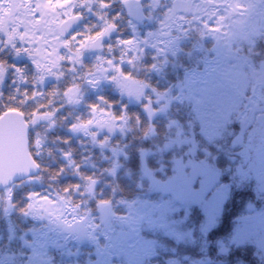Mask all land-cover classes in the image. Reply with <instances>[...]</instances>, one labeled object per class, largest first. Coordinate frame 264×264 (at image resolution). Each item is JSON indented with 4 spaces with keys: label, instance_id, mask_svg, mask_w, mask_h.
I'll use <instances>...</instances> for the list:
<instances>
[{
    "label": "trees",
    "instance_id": "1",
    "mask_svg": "<svg viewBox=\"0 0 264 264\" xmlns=\"http://www.w3.org/2000/svg\"><path fill=\"white\" fill-rule=\"evenodd\" d=\"M118 1L61 0V7L49 1L58 21L80 15L82 23L59 39L64 46L56 56L54 48L43 46L48 63L41 69L24 58L31 48L10 25V18L24 15L23 5L0 0V75L9 74L3 80L0 76V115L8 110L24 115L30 125L29 150L40 168L35 179L0 191V264H99L101 253L83 240L59 237L39 249L36 236L47 233L52 238L53 221L30 213L33 202H56L93 227H105L99 213L104 205L111 208L109 221L126 215L128 204L138 209L147 199L157 204L170 200L155 193L151 179H171L174 169L188 162L189 151L210 182L199 192L208 196L218 187L226 191L218 196L215 219L209 221L194 205L186 212L187 206L171 199L170 208L177 212L166 215L169 227L142 234L154 244L153 258L143 257L137 264H264L252 245L223 247L241 214L264 210V187L254 176L264 125V13L255 14L260 29L249 26L232 41L224 33L209 35L216 25L205 19L195 24L191 13L182 16L188 26L169 31L178 42L176 50L161 52L137 40L135 25ZM158 5L152 16H157ZM228 13L221 18L223 25L236 17ZM243 21L251 24L245 15ZM224 30L219 26V32ZM96 35L106 37L105 56L83 48L79 59L74 48L68 59L75 36L87 42ZM220 61L243 65L248 82L240 94L232 88L237 104L226 117L218 113L219 126L209 137L192 119V102L179 89L186 77ZM104 67L102 85L86 82L87 75L101 74ZM257 80L260 88L254 97L251 83ZM136 92L142 96L139 103L125 95ZM103 116L114 127L91 129L94 119Z\"/></svg>",
    "mask_w": 264,
    "mask_h": 264
},
{
    "label": "rangeland",
    "instance_id": "2",
    "mask_svg": "<svg viewBox=\"0 0 264 264\" xmlns=\"http://www.w3.org/2000/svg\"><path fill=\"white\" fill-rule=\"evenodd\" d=\"M49 1H54L56 6L61 7V0H32L29 4L28 0H19L18 4H22L23 16L16 14L12 18L10 25L15 28L13 31L18 36L20 42L29 46L31 51L25 54L24 58L38 63L41 69L48 63V60L43 57V46L54 48L53 56L57 55L63 49L64 43L58 37V25L62 21H58L57 16L52 12L48 5ZM122 0H119L120 3ZM147 8L145 13L148 16V26L142 30L134 31V35L139 42H149L150 45L155 47L161 52L176 50L178 42L176 38L170 34V28L176 24L181 25V20L177 22L165 20L159 21L161 16H152L156 2L158 8L163 4L160 0H144ZM192 13L193 20L199 22L204 20L210 24L216 25L208 34L218 36L221 34L226 37L227 41H232L237 37L242 36V33L250 26L257 28L255 14L260 11L264 13V0H192ZM207 7H204L206 6ZM166 5L162 10L165 12ZM67 9L62 10L63 13ZM68 11H71L69 8ZM228 12L236 14L231 18L226 25L223 16L229 15ZM228 13V15H227ZM250 19V23L243 21V16ZM165 15V14H164ZM162 15V17L164 16ZM166 18V17H164ZM183 24V23H182ZM159 25V27H158ZM165 25L166 30L160 32V26ZM129 29L132 25H128ZM182 26V25H181ZM219 26L224 27V31L219 32ZM147 28L156 29L154 33L147 32ZM199 29L203 31L202 27ZM257 29H260L258 27ZM206 34V35H208ZM78 36H75L73 45L70 46L68 59H72L74 51H79L78 58L82 55V49L88 48L90 41H83ZM106 39V37H104ZM216 39V38H215ZM135 44V42L133 43ZM134 46V45H133ZM75 48V50H73ZM105 48V45H104ZM53 52V51H52ZM101 51V55L105 56L106 52ZM98 56V55H97ZM51 61L56 60L54 57ZM57 62V61H56ZM217 63V62H216ZM56 67V66H55ZM105 70L101 69V74L87 75V83L96 87L98 83L102 85L105 81ZM218 74L219 76H216ZM91 75V76H90ZM1 80L8 77L9 74L4 73L0 75ZM259 80V79H258ZM255 84L252 93L254 97L259 92V81ZM247 77L244 66L236 64L235 62H222L217 64H209L204 73H193L186 77L184 83L180 86L182 98H189L192 102V119L200 125V128L205 130L207 136L216 133L219 126V115L228 116L233 112L234 106L237 104V97L232 93L234 87L238 94L245 91L247 86ZM250 83V82H249ZM73 96V92L71 93ZM127 99L133 103L141 101V94H125ZM246 96V95H245ZM250 97V96H249ZM251 97H253L251 95ZM105 127L113 128L114 123L103 117H96L94 123L91 125L93 130H104ZM263 134L261 135V147L257 152V165L254 171L256 181L263 184L264 187V125ZM184 151V150H183ZM192 152H186L188 162L180 168H176L174 176L167 181H159L151 179L155 193L169 196L172 200L176 201L180 206L185 205L186 212L190 206H198L203 214L209 221L215 219V215L220 208L218 196L226 194L222 187L214 189L211 195H205L203 189L210 185V182L205 181V175L201 173L200 167L196 166L195 162L189 157ZM195 154V150H194ZM216 190V191H215ZM220 194H218V192ZM264 191V190H263ZM264 195V192H263ZM170 200H166L161 204L150 201L149 199L142 202V206L135 209L129 205L124 210L127 211L126 215L111 218L105 221V227H93L90 222L81 220L73 215L71 209L63 208L61 205L53 201L42 200L41 202L34 201L30 207V213L39 216L46 214L51 218L54 236L50 238L47 233L36 236V245L39 249H44L47 245L52 244L59 237H68L76 242H80V235L87 237L85 242L96 247L101 253L102 258L99 264H106L108 260L113 258L116 264H137L143 257L153 258L154 244L143 238L142 234H154L155 227L167 226L166 215L171 216L177 212V208H170ZM135 201V200H134ZM132 203V201H131ZM135 205L136 203L133 202ZM156 217H155V216ZM71 216V218H69ZM111 216V208H110ZM111 220V221H110ZM107 223V224H106ZM99 231L101 233L99 234ZM252 245L264 257V210L253 211L247 209L241 214L236 228L231 232L223 241L224 248L235 247L236 245Z\"/></svg>",
    "mask_w": 264,
    "mask_h": 264
},
{
    "label": "water",
    "instance_id": "3",
    "mask_svg": "<svg viewBox=\"0 0 264 264\" xmlns=\"http://www.w3.org/2000/svg\"><path fill=\"white\" fill-rule=\"evenodd\" d=\"M121 6L128 20L141 25L147 20L141 2L139 0H124ZM189 11L187 2L174 0L172 2V15L187 14ZM82 23V17L77 15L62 21L58 26L59 36L62 39ZM102 37L95 38L89 50L99 51L102 45ZM29 125L24 116L18 111H5L0 115V191L25 179L36 176L40 169L33 161L29 153ZM103 221L110 216V208L105 205L100 211ZM81 240L86 241L85 236Z\"/></svg>",
    "mask_w": 264,
    "mask_h": 264
},
{
    "label": "flooded vegetation",
    "instance_id": "4",
    "mask_svg": "<svg viewBox=\"0 0 264 264\" xmlns=\"http://www.w3.org/2000/svg\"><path fill=\"white\" fill-rule=\"evenodd\" d=\"M123 1V0H122ZM121 1V2H122ZM140 2H141V6H142V9H143V12H144V14L146 15V11H145V8H147V6H145L146 5V2L144 1V0H139ZM163 4L161 5V7L160 8H158V10H157V12H156V14H158V16H161L160 17V19H159V21L161 22V20H165L166 19V21H165V25H167V21H169V22H177V20L178 19H180L182 22H181V25H182V23H183V26L184 27H187L188 26V24H187V19H184L183 17H182V15H180V14H178V15H172V13H171V6H172V2L174 1V0H160ZM184 1H186L187 3H188V6H189V13L187 14V15H189L190 13H191V11H192V5H193V2H192V0H184ZM121 2H120V4H121ZM154 5H156V2H154L153 3ZM164 5H166V8H165V12H163V10H162V8H163V6ZM165 14V15H164ZM162 15H164L163 17H162ZM147 16V15H146ZM164 17H166V18H164ZM147 21H148V16H147ZM148 23V22H147ZM146 22L145 23H143L142 25H136L135 24V26L134 27H132V29L134 30V31H137V30H142V29H144V27H146V26H148V24H147ZM165 25H161L160 26V32L161 31H165L166 29L165 28H163V27H165ZM180 25V26H181ZM174 26H178V25H176V24H174L172 27H174ZM158 27H159V25H158ZM171 27V28H172ZM182 27V26H181ZM170 28V29H171ZM102 37L103 38V42H102V47H101V50L99 51V52H101L102 50L105 52V48H104V44H105V42H106V39L104 38V36L103 35H96L94 38H96V37ZM90 45V44H89ZM89 45H88V47H89ZM103 52V53H104ZM101 54V53H100ZM54 70H56V68L54 67ZM91 76V75H90ZM28 123V122H27ZM29 124V123H28ZM29 127H30V125H29ZM32 179H35V178H30V179H27L28 181L29 180H32Z\"/></svg>",
    "mask_w": 264,
    "mask_h": 264
}]
</instances>
